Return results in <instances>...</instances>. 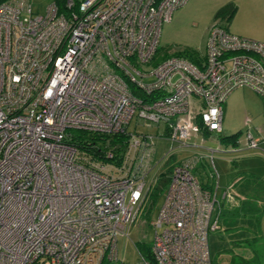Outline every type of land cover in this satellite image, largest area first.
Masks as SVG:
<instances>
[{
  "label": "built area",
  "instance_id": "built-area-1",
  "mask_svg": "<svg viewBox=\"0 0 264 264\" xmlns=\"http://www.w3.org/2000/svg\"><path fill=\"white\" fill-rule=\"evenodd\" d=\"M186 1L65 0L63 11L52 1L37 14L30 0H0V264L118 260L117 238L149 190L157 135L130 131L132 118L162 124L187 145L221 131L235 88L250 87L264 101V41L218 22L202 63L171 55L144 69L163 23ZM75 133L106 144L84 138L82 148ZM119 135L126 139L111 144ZM244 136L264 151L249 130ZM193 162L172 166L152 221V258L140 264H212L216 186H202Z\"/></svg>",
  "mask_w": 264,
  "mask_h": 264
},
{
  "label": "rangeland",
  "instance_id": "rangeland-1",
  "mask_svg": "<svg viewBox=\"0 0 264 264\" xmlns=\"http://www.w3.org/2000/svg\"><path fill=\"white\" fill-rule=\"evenodd\" d=\"M52 1L54 0H30L33 12L37 14L44 13L46 6ZM167 23H163L161 28L158 47L160 52L172 55L186 48L198 53L206 50L207 39L202 36L200 23L195 26L192 21H188L183 27L168 29L170 31L166 34ZM149 66L151 65L144 66V69ZM134 74L139 80L140 76ZM151 80L152 77H146L143 81ZM249 89L238 87L228 95L227 99L234 96V101L224 113L220 133L201 132L199 138L188 140L187 145H180L169 139L168 130L162 124L160 128H156V125L144 119H136L135 116L132 118L128 126L130 131L157 134L154 137L156 151L153 168L146 177L144 192L148 187L149 190L138 215L133 221L126 223L124 234L117 238L118 260L106 257L101 264H118L121 261L125 264H140L141 256L149 259L152 221L156 218L167 191L168 183L162 182V173L168 166L186 159L194 161L191 172L204 188L214 193L216 186L217 201L212 218L217 219L218 227L208 232L212 264H229L231 258L237 257H243L248 264H264V177L259 172L252 173V162L248 157L238 160L233 153L224 152L227 146L221 140L237 131L242 133L239 140H243L247 127L244 119L252 115L254 108L261 111L264 107V101ZM255 98L261 101V107L255 102ZM193 142L199 144L194 146ZM218 147L221 152H216ZM223 190H227L229 198H221Z\"/></svg>",
  "mask_w": 264,
  "mask_h": 264
},
{
  "label": "crops",
  "instance_id": "crops-1",
  "mask_svg": "<svg viewBox=\"0 0 264 264\" xmlns=\"http://www.w3.org/2000/svg\"><path fill=\"white\" fill-rule=\"evenodd\" d=\"M227 3H233L236 7L232 17L230 19L216 18L215 17L216 11L220 7L226 5ZM188 21L190 22L192 21V23L195 26H197L200 23L202 36L206 39L208 37V33L211 25L214 22H218L221 25H224L227 28V30H229L233 34L259 41H264V0H187L183 6L173 11L171 18L165 27L166 34L170 30H173L175 27H183L184 24L188 23ZM204 54L205 51L203 53H200L201 63L204 60ZM149 64L151 66L155 65V63H153V59ZM241 87L250 88L247 86H241ZM249 90L252 89L250 88ZM233 98L234 96L230 97L229 100L228 99L225 100L224 102L225 107L223 104L222 123L224 119V113L227 111L228 105L233 103L234 101ZM254 100L261 107L262 105L261 101H259L256 98ZM193 103L196 107H198L200 106L201 102L198 99H194ZM244 125L247 126L245 132L249 130L254 135L255 138H258L260 141L264 142V107L262 108L261 111L260 110L256 111V109L254 108L252 110V115L244 119ZM222 127L223 126L221 124V131H222ZM237 132L238 135L235 140L236 142L235 145H233L232 141L230 140L224 141L226 142V146H227V148L224 149V152L226 151L229 154L233 153L234 157L238 158V160L239 159L241 160L244 157H248L252 162V167H251L252 173L259 172L262 175V177H264V151L260 149H253L247 147L245 136L243 139L244 141L239 140V137L241 136L242 133L240 131ZM199 136L200 134L196 136H192L190 139L192 138L197 139L199 138ZM201 142H202V137H200V143ZM193 143L194 146H197L199 144L197 142H193ZM228 144L230 145V148H228ZM262 145H264V143ZM155 151H156V146H155ZM210 151L212 152V150ZM216 152H221V148L218 147L216 149ZM232 160H234V158Z\"/></svg>",
  "mask_w": 264,
  "mask_h": 264
},
{
  "label": "trees",
  "instance_id": "trees-1",
  "mask_svg": "<svg viewBox=\"0 0 264 264\" xmlns=\"http://www.w3.org/2000/svg\"><path fill=\"white\" fill-rule=\"evenodd\" d=\"M59 8L60 11L64 10V2L65 0H54ZM75 1V6L78 4L79 0H74ZM235 5L233 3H227L226 5L220 7L216 13H215V17L216 18H224V19H230L235 11ZM172 55H176V56H182L187 58L188 60L196 63V64H200L201 62V56L200 53H198L196 50L194 49H190V48H186L180 52H176V53H172ZM171 56L170 54H167V52H160L159 48H157L156 53L153 57V63H158L160 60ZM134 93H136L137 95H140V93L135 90L132 89ZM238 135V132L230 135V136H226L224 138H221V140L223 141H227L230 140L232 141V144L235 145L236 142V137ZM86 138V140H90L88 141L89 143H95L97 146L103 148L104 144H106V139L102 138L101 136H96V135H89V136H85L84 134H79V133H75L74 134V139L75 141L79 142V146L80 147H84V144L82 143L83 139ZM126 139L125 135H119V136H111L110 142L111 144H116V143H120L123 142ZM121 147L124 145H120ZM119 149V148H118ZM117 149V150H118ZM120 150V149H119ZM172 166H168L167 170L162 173V182L164 184L168 183L169 181V175L171 172ZM203 186V185H202ZM151 253L149 254V259H151ZM229 264H248V261L246 259H244L243 257H237V258H231V261L229 262Z\"/></svg>",
  "mask_w": 264,
  "mask_h": 264
}]
</instances>
